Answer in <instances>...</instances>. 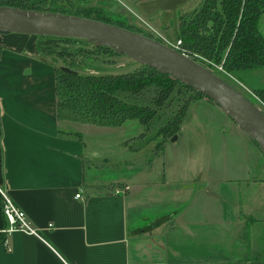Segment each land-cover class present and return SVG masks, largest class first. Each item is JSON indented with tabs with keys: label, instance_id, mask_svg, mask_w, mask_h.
I'll list each match as a JSON object with an SVG mask.
<instances>
[{
	"label": "crops",
	"instance_id": "0c3cea01",
	"mask_svg": "<svg viewBox=\"0 0 264 264\" xmlns=\"http://www.w3.org/2000/svg\"><path fill=\"white\" fill-rule=\"evenodd\" d=\"M33 40L25 33L0 34V187L38 232L4 233L8 222L0 196V264H247L227 259L224 235L212 239L203 230L264 222V157L249 168L246 160L252 157L241 150L235 156L240 169L220 156L219 174L207 171L208 178L224 175L227 186L217 182V190L211 187L204 194L212 197L223 188L243 197L236 201L235 216L226 219L216 198L209 205L198 198L180 210L145 211L149 208L142 207L140 192L154 180L135 173L126 180L112 178L119 183L103 187L105 180L96 177L91 165L96 149L87 145L84 134L61 132L55 115L54 67L35 53ZM245 144L253 154L251 145ZM165 173L156 186L166 184ZM117 185L129 188L115 193ZM78 191L81 197L75 198ZM194 205L199 207L194 215L199 219L188 213ZM144 212L151 220L138 227ZM176 229L182 230L184 243L169 239L172 245L167 248L163 237Z\"/></svg>",
	"mask_w": 264,
	"mask_h": 264
},
{
	"label": "rangeland",
	"instance_id": "374dc122",
	"mask_svg": "<svg viewBox=\"0 0 264 264\" xmlns=\"http://www.w3.org/2000/svg\"><path fill=\"white\" fill-rule=\"evenodd\" d=\"M33 1L39 6L35 10L48 12L56 9L52 12L61 14L77 13L81 16L87 14L90 16L89 18L101 16L109 20V23L139 32L163 44L172 45L180 40V37L175 34L178 23L176 16L179 13L183 14L191 11L202 0H187L177 6L174 26L172 12L163 10L147 16L136 6V3L141 0H22L28 5ZM260 15L257 24L264 33V13ZM211 24L212 22L208 20L206 23L207 28L201 33L207 35L212 30ZM33 37L35 53L53 65L54 74L55 66H64V64L72 66L78 72L86 71L88 73H122L145 66L135 62L124 53H115L108 48L107 50L97 48L98 46L87 42L83 38L47 39V37L36 34ZM44 46L50 48L48 54L41 50ZM179 48L190 58L211 69L237 90H240L264 113V100L257 93V90L264 88L263 67L239 69L233 72L224 68V54L215 60L213 56L204 54L201 49L185 46L182 41ZM57 74L59 91H68L67 82L63 81L59 71H57ZM55 80L56 74L54 76V86ZM144 96L151 98L146 94ZM166 99L163 105L157 106L159 108V118L147 128H144L137 119H127L118 126L91 123L84 118L79 119V110L70 111L68 107L64 110L67 112L66 118L59 119V128L64 134L69 133L74 136L84 134L87 145L96 149V159L93 160L92 163L94 164L91 165L97 174L96 177L100 176L101 180H105L104 183H101L103 187H111L119 183L118 180L111 181L112 178L126 180L130 179L135 173L137 177L141 176L143 179L148 177L150 180H154L155 183L151 187L141 189L140 192L139 199L142 201V207L144 205L149 208L145 211H151L152 208L156 209V207L165 209L166 212L174 209L180 210L192 200H198V198L199 201L201 199L202 202L205 201L206 205H209L210 202L213 204L216 198L221 200L220 204L223 206L226 219L230 215L235 216L238 213L236 210L238 202L236 201L238 199L239 202L242 201L243 197L241 194L239 196L237 193L224 191L223 188L219 194L211 193L212 197L204 194V190L208 192L207 189L211 187L217 190V182L227 186L224 175L208 178L207 171L209 175H212L213 172L219 174V164L221 162L218 160L220 156L230 158V163L235 165L232 167L240 169L237 168L239 164L236 163L238 159L235 161V156L241 150L242 154L252 157L250 158L251 161L250 159L246 160L248 167L252 168L256 165L255 159L264 157V153L259 150L257 143L239 129L213 100L204 95L200 96L193 90L180 86L177 87V92L175 89ZM182 109L183 115L181 113ZM176 111L179 113V128L174 133L177 139L170 141L169 136L157 132L167 119H172ZM246 142L251 145L253 154L252 151L249 153L246 150ZM163 172H166L167 175L166 184H161L163 187L156 186L159 185ZM203 173H206L207 178L205 175L201 177ZM120 186L118 188H121ZM137 190L138 188L135 192ZM247 196L251 199L250 190L247 192ZM199 201H195L197 205ZM232 205L233 209L231 208ZM192 207L188 213L194 219H199V217L194 216L199 207L196 205ZM142 214L144 215L143 220L137 219L138 227L146 225L151 220L145 212ZM228 224L227 227L224 226V230L222 228L223 231L221 228L216 230L214 226H211V230H203V235H207L212 239L224 235V240L229 245V250H226V253L229 254L227 259L246 260L247 264H264V222L245 224L234 222ZM176 230L166 233L167 236L163 237V242L167 248H171L173 238L177 243H184L185 237L182 230ZM195 231L197 236L202 232L200 228ZM166 238H168V241Z\"/></svg>",
	"mask_w": 264,
	"mask_h": 264
},
{
	"label": "trees",
	"instance_id": "16d2710c",
	"mask_svg": "<svg viewBox=\"0 0 264 264\" xmlns=\"http://www.w3.org/2000/svg\"><path fill=\"white\" fill-rule=\"evenodd\" d=\"M0 4L28 9L39 8L34 1L28 5L22 0H0ZM262 13L264 0H202L191 11L176 16L178 23L175 34L185 46L201 49L204 54L213 56L215 60L224 54L223 65L227 70L235 72L239 69L264 68V38L256 24ZM84 16L90 17L87 14ZM95 18L109 22L101 16ZM208 20L212 22V30L207 35L202 34L201 31L207 28ZM42 36L47 39H69ZM97 48L112 50L104 46ZM41 50L48 54L50 48L44 46ZM64 65L76 73H64L59 66H55L57 119L66 118L67 112L64 110L68 107L70 111L79 110V119L84 118L91 123L118 126L127 119H137L144 128H147L159 118L157 106L163 105L175 89L177 92V87L189 88L202 96L198 90L146 65L122 73L78 72L72 66ZM57 71L63 81L67 82L70 90L59 91ZM257 93L264 100V88L257 90ZM144 94L151 98L145 97ZM181 113L184 114L183 109ZM178 125L179 113L176 111L172 119H167L157 133L170 137L179 128Z\"/></svg>",
	"mask_w": 264,
	"mask_h": 264
},
{
	"label": "water",
	"instance_id": "95a60500",
	"mask_svg": "<svg viewBox=\"0 0 264 264\" xmlns=\"http://www.w3.org/2000/svg\"><path fill=\"white\" fill-rule=\"evenodd\" d=\"M186 1L141 0L136 6L147 16L163 10L172 12L174 26L175 10ZM9 32L83 38L95 46L109 47L115 53H124L141 65L167 73L213 100L264 153V113L214 71L165 43L93 17L0 5V34ZM59 68L64 73H76L65 65ZM176 137L173 134L169 140L174 141Z\"/></svg>",
	"mask_w": 264,
	"mask_h": 264
},
{
	"label": "built area",
	"instance_id": "2783aa9c",
	"mask_svg": "<svg viewBox=\"0 0 264 264\" xmlns=\"http://www.w3.org/2000/svg\"><path fill=\"white\" fill-rule=\"evenodd\" d=\"M180 43H181V41L177 40V43L172 44V45H170V44L169 45L167 44V45L172 47L173 49L177 50L178 52L180 51L181 53L187 55L184 51H182L179 48ZM187 56H189V55H187ZM128 188H129L128 185H124V186H122V188H115L114 192L123 194L127 191ZM80 193H81L80 191L76 192L74 194V197L80 198L81 197ZM0 196H1L2 212H3L5 219L8 222V225L6 227L2 228L4 233H9L13 230L18 229V230H23L25 232L38 234V232H36V229H34L30 226L28 220L25 218V213L23 212V210L20 209L17 205H15L13 203V201H11L8 194L5 191H3L1 189V187H0Z\"/></svg>",
	"mask_w": 264,
	"mask_h": 264
},
{
	"label": "bare ground",
	"instance_id": "6f19581e",
	"mask_svg": "<svg viewBox=\"0 0 264 264\" xmlns=\"http://www.w3.org/2000/svg\"><path fill=\"white\" fill-rule=\"evenodd\" d=\"M260 110V108H258ZM262 111V110H261Z\"/></svg>",
	"mask_w": 264,
	"mask_h": 264
}]
</instances>
